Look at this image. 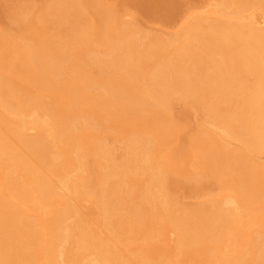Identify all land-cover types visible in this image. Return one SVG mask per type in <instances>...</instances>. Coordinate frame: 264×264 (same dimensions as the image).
I'll return each instance as SVG.
<instances>
[{
  "label": "bare ground",
  "instance_id": "6f19581e",
  "mask_svg": "<svg viewBox=\"0 0 264 264\" xmlns=\"http://www.w3.org/2000/svg\"><path fill=\"white\" fill-rule=\"evenodd\" d=\"M84 2H0L8 27L20 28L0 30V264H129L116 241L145 230L149 242L172 230L179 253L202 264H264V30L242 18L264 15V0H218L167 40L105 22L92 4L105 22L94 28ZM17 68L40 93L10 82ZM180 100L203 114L192 136L169 116ZM91 119L123 143L120 160ZM184 144L191 150L175 165ZM179 178L187 190L215 183L222 193L176 208L169 185ZM83 194L106 238L80 212ZM140 252L133 264L174 263Z\"/></svg>",
  "mask_w": 264,
  "mask_h": 264
},
{
  "label": "rangeland",
  "instance_id": "374dc122",
  "mask_svg": "<svg viewBox=\"0 0 264 264\" xmlns=\"http://www.w3.org/2000/svg\"><path fill=\"white\" fill-rule=\"evenodd\" d=\"M85 1L86 2L84 3L86 4L88 3L89 5V8L85 9L84 11L85 16L87 19L90 20L91 23H93L94 28L99 29L98 26H101L105 22L112 23V25L114 22H116L115 24H117V22H120V23L127 25L131 29L138 30L141 36L142 34L150 35V36L152 35V36H156L159 39L166 38L164 40H167V38L168 39L171 38V36L173 37L174 34L178 32V30L182 27V25H184L187 20H189L196 14L198 15V14L203 13L207 15V14L212 13L215 10H218L219 8L217 6L218 0H85ZM0 2H4L7 5L17 4L19 2L18 4L27 5L34 10H38V9L40 10V8L42 7L41 5L44 2V0H0ZM92 4L99 6L100 8L105 10L106 18L108 19L107 21L101 24H100V21H97L93 13V9L91 10L90 8V5ZM225 11H226L225 16L231 15L230 9H226ZM8 13L9 11L7 7L0 9V30L1 31L8 30L9 33H11L12 35L14 34V36H16L19 33L20 28L14 23H12L10 27H8V23H9L8 17H7ZM251 14L255 17V19L258 22H260L256 25L262 27L261 29L264 30V22H263L264 15L263 13L261 14V10H259V13H258L257 10L251 9L245 12L242 18L246 20L251 16ZM250 19L254 21L253 18H250ZM63 28H67V27H63ZM100 38L101 36L97 34L92 36L93 42L99 40ZM97 48L98 46L96 45V49ZM97 50H99V48ZM151 62L153 61H150V63H148L150 64V66L152 65ZM15 70H13V72L14 71L15 72L13 73V76L11 75L10 82L11 83L14 82L13 84H15V86L17 85L18 88L20 87L19 88L20 92L23 93L24 89L29 87L31 90L30 89L28 90L27 88L26 91L28 93L24 91L25 94L27 93L28 95H35L36 94L35 92L40 93L39 87H37V85L36 86L32 85L33 88L31 86H28L24 80H21L22 75L20 73V70L18 68ZM15 74L16 76H14ZM18 74L21 75V79ZM13 78H15L14 81H13ZM16 79H20L21 82L17 83L18 81ZM22 81L25 84H23ZM36 88L38 89V91ZM21 89H23V91ZM94 91L95 90H92V92ZM202 115L203 114H201L194 106L185 103L183 100L173 101V104L170 109V114H169L171 120L177 125L180 135L183 137L192 136L197 133L199 123L203 119ZM91 120L93 121V123L91 121V124H92L91 126H93V128L92 127L90 128L92 129L94 133L96 132V134H100V131H101V134H102L103 132L102 129H104L103 135H107L106 139H108L107 142L110 146V153L112 152L111 158H116L120 160V158L123 157L124 152H125L123 149V143H121L118 139L117 140L114 139V137H116V134H114L115 132L112 130V128H111V132L112 133L114 132L113 135L109 132L110 128H108V132H105V129H107L106 126L103 128L101 127V125H99L98 123L99 121H96L95 119L94 120L91 119ZM94 123L95 125H93ZM102 123L103 124L105 123V125L107 124L109 125L108 121L107 122L102 121ZM126 129H127L126 134H128L129 130L130 132L132 131L130 128H126ZM84 141L85 140H83V142ZM177 145H178V140H176V142L172 145L173 148L171 152L175 151V149L177 148ZM190 150H191V147H189L188 145H185V144L182 145V148L177 153L178 156L175 155L176 160H178V162L175 161V165L177 163L181 164L180 162L181 156L179 159V155L186 154ZM263 152L260 155L257 154L260 158L258 160L261 162H264ZM186 162L187 163L184 164L186 167H189L192 165L190 163L191 162L190 160H187ZM140 177L142 180H144L142 185L144 183L145 184L148 183L147 175H143ZM142 180L140 182H142ZM178 181H179L178 183H172L171 185H169V190L171 191V193L174 194L175 199H177V203L175 206L176 208H180L184 206H192V205L195 206V204L197 205L201 203V201L202 200L204 201V199L206 198H209L212 196L218 197L222 193V190L220 189V187L215 183L205 184L199 189V191H191V190H187L186 187H189L190 184H187L185 180H182L179 178ZM80 197L81 199L80 200L78 199V202L80 205L78 204L76 200V204L78 208L82 210V211L80 210L79 211L80 212L84 211V213L82 214H84L86 221H88V223L90 224H93L97 228L96 230L98 234H100L103 238H106L107 236L104 233V231L101 229L100 223L98 222L99 216H94L96 214V209H95L93 202H91L92 200L91 197L89 196V198H87V195L85 194H83V196L81 195ZM82 197H84V200L82 199ZM59 202L57 201L56 202L57 204L55 203V205H57L56 207L57 209H58V205L62 206V203L59 204ZM28 206L29 205L25 203L23 204L22 208L26 212L32 213L30 212V207ZM233 206L234 204L233 205L231 204V207ZM258 206L261 208L260 210L261 217L264 218V203H261ZM88 209H89V212H86L88 211ZM249 211L246 212L247 216L250 215L251 213ZM92 212H93V215H91ZM88 213H90V215H88ZM53 215L54 214H51V216ZM140 223L141 222H139V224ZM240 228L247 230L248 229L247 221L245 220L242 221L240 224ZM146 231L147 230L141 231L139 232V234H131L135 238H132V236H129L128 239L122 238L123 240L121 242L116 241L117 242L116 244L119 245V247L122 249V251L120 250L121 252L120 254H122V257H123V254L124 256L127 255L124 258L126 259V261L129 262V264H133L131 261L136 262L138 255L140 256L142 254L140 252L141 249L149 251L151 257H155V259H166V257L170 255L172 261H174L173 264H193V263L202 264L197 261V260H201L202 258L201 255H198V257L195 258V257H192L191 255L186 256V255H181L179 253L178 248L176 247V236L172 232V230H167L165 234L159 236L158 238L152 239L150 242L144 235ZM151 261L152 260H148L146 264L148 263L153 264V262ZM85 263L87 264V261Z\"/></svg>",
  "mask_w": 264,
  "mask_h": 264
}]
</instances>
